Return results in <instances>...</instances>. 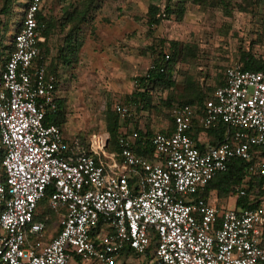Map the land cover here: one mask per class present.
I'll use <instances>...</instances> for the list:
<instances>
[{"label":"built area","instance_id":"2783aa9c","mask_svg":"<svg viewBox=\"0 0 264 264\" xmlns=\"http://www.w3.org/2000/svg\"><path fill=\"white\" fill-rule=\"evenodd\" d=\"M43 2L27 0L10 50L0 49V264H117L127 250L150 249L156 264H264V71L229 65L199 114L179 107L173 131L152 136L151 157L134 152L137 132L120 135L117 163L105 140L85 148L44 124L58 78L40 47ZM169 59L164 51L159 72ZM133 85L140 91V79ZM133 98L114 104L121 119L132 116ZM194 120L226 125L223 143L198 149L187 133ZM235 159L246 164L244 179L229 200L247 197L253 208L202 197ZM48 190L58 232L46 241L48 217L35 216Z\"/></svg>","mask_w":264,"mask_h":264},{"label":"rangeland","instance_id":"374dc122","mask_svg":"<svg viewBox=\"0 0 264 264\" xmlns=\"http://www.w3.org/2000/svg\"><path fill=\"white\" fill-rule=\"evenodd\" d=\"M209 1L208 7H200L191 0H44L45 17L56 23L47 45L49 56L65 49V39L77 24L66 26L67 12L86 11L84 18L90 24L85 32L88 40L81 42L83 50L81 53L80 48L77 62L71 67L61 66L64 136L89 140L94 135L106 134V113H116L115 103L126 104L129 95L138 93L134 79H144L159 51L170 54L171 43H177L180 49L171 77L174 87L144 88L149 104L133 107L130 118L119 117L122 133L165 132L172 127L174 111L185 98L187 83L209 94L219 87L225 69L237 63L242 52L250 51L260 58L264 52V0H227L232 7L227 11L220 8L219 0ZM26 2L17 0L12 6L7 15L12 27L3 25L4 39L10 40L14 35V26L20 23ZM180 3L185 7L180 20L162 14L161 23L149 29L150 5L163 12L166 5L175 9ZM3 5L4 0H0V10ZM82 24L77 26L78 32ZM40 205L41 218L52 219L47 234L53 236L58 218L52 217L45 200ZM147 263L154 264L155 259L124 254L118 258V264Z\"/></svg>","mask_w":264,"mask_h":264},{"label":"trees","instance_id":"16d2710c","mask_svg":"<svg viewBox=\"0 0 264 264\" xmlns=\"http://www.w3.org/2000/svg\"><path fill=\"white\" fill-rule=\"evenodd\" d=\"M191 2L194 5H197L200 7H208L210 4L209 0H191ZM16 4H17V0H4V5H3V8L1 9V13H3L4 15L10 14L12 6H15ZM218 5L220 6V8L223 11H227V10H230L232 8L231 3H229L227 0H219ZM24 8H25V6H24ZM240 10H243V9L240 8ZM184 13H185V7H184L183 3L178 4L175 7V9L171 8L170 5H166L164 7L163 12L160 11L159 7H157L155 5H150L148 7V10H147V26L149 27V29H152L153 27H157L162 21V17H161L162 14L163 15L165 14V16L167 18H169L170 16H175L178 20H180L183 17ZM85 15H86V11H83L82 19H80L77 22L76 26L73 28L71 33H74L78 29L79 24L85 22V18H84ZM37 22L39 24L44 25V29L41 31V35L45 39H47L51 33V22H50V20L47 19L44 15L42 16L41 13H38ZM77 32H78V30H77ZM65 44H66V41H65ZM171 45H172V52L170 54L167 52L169 54L170 59L167 63L163 64L164 71L159 72V69H158L160 67V65L162 64L161 59H162V53L164 52V51H159L157 53L156 58L151 63V64L155 65V67H157V69L156 70H149L148 69L146 72L147 78L142 79V80L140 79V81H141L140 91H138L137 94H135V93L133 94L134 98L132 100L133 103L136 104L137 106H139V105L141 106L143 103H145L146 106H148V104H149L148 92H147V90H143L144 88L148 89L150 86L154 87V88L163 87V86H166L169 88L174 87V82L172 81L171 77H172V72L174 71V65L177 62L178 55L180 54V49H178L179 45L177 43H171ZM40 47H42V45ZM73 48H75L74 43H72V42L67 43V45H65V49L60 50V55L58 57L59 60L57 62H61V61L65 62L66 59L69 60L70 58H72L76 53L75 49H73ZM41 49L43 50L44 48H41ZM43 53H44V50H43ZM237 63L241 67L242 71H250V72L264 71V61H262L261 58H259V57L257 58L256 56H254L250 51L242 52L239 56ZM56 71H57V68H55V67L48 68V70H47V72L49 74H53V75L57 76ZM223 83H224V78L222 81L219 82L218 86H222ZM202 91L201 90L198 91L197 88H195L193 83H191V82L187 83L185 98L181 102L177 103L178 104L177 108L183 107V106H191V107H194L196 109L197 113L199 114L202 107H203L204 102L211 99L212 94H213V91L212 92L210 91L209 94H205L204 91L203 92ZM170 101L171 100L169 99L168 102H170ZM55 103H56L55 104L56 109L54 110L53 113L47 114V116L44 120V124L45 125L54 124V125L61 127L65 121L64 110L62 108L63 106H62V102L58 101L57 99H56ZM171 122L173 124V119ZM198 125H199V123L196 120H194L192 123L191 129L187 132L188 135L192 139L194 137L196 138V136H198V133L203 132V133L207 134L208 136L213 135L214 140L211 141L210 146L220 145L225 140L226 134L228 132L226 125L218 124L215 127H209L207 129L201 128L200 125L199 126ZM119 129H120L119 116L114 112L112 113V112L108 111L106 113V132L109 136V145L111 147H114L113 150L116 149L115 154H114L115 156L118 155V153H119V149H118V145H117V139L120 136ZM192 129H193V131H192ZM172 131H173V127H172V129L170 128V129L166 130L165 132L167 134H169ZM136 132L138 133V138H137L135 145H134V152L137 155H143V156L151 157V154H152L151 138L153 135L151 133H149L148 131L145 133H142L140 131H136ZM195 144H196L198 149H200V150L204 149L203 146L197 145L196 142H195ZM245 165H246L245 162H243L239 159L232 160L230 165L228 166V169L226 172L217 175L212 181H210L207 184V186L204 189V193H203L202 197L208 198L209 192L215 191L220 200L227 198L229 196V194L231 192H233L234 187L240 186L242 184L243 179H244ZM50 193H51V190H48L46 192L44 199H43L46 202L47 208H48V198H49ZM43 200H41V202H43ZM40 203L38 204V211H37V214L35 216V220H43V218H41L40 213H39L40 206H41ZM236 206H240L242 208H247V207L253 208L256 205H254V204L248 205V198L242 197V198L237 199ZM50 212H51V210H50ZM51 214H52V217L56 220V215L53 214L52 212H51ZM50 219L51 218L48 217V222L46 223L47 232H48ZM56 223H57V220H56ZM57 232H58V229H57ZM150 250L146 253V258L148 260H150L151 258H154L150 254ZM126 252L129 255H132L131 251L127 250ZM134 257H136V256H134ZM154 264H156V263H154Z\"/></svg>","mask_w":264,"mask_h":264},{"label":"crops","instance_id":"0c3cea01","mask_svg":"<svg viewBox=\"0 0 264 264\" xmlns=\"http://www.w3.org/2000/svg\"><path fill=\"white\" fill-rule=\"evenodd\" d=\"M43 4H44V2H43ZM41 9L43 10V5H42V8ZM22 11L23 10H21V13H20L21 14V19H22ZM82 14H83V12H75V13H69V12H67L65 14L66 15V17H65L66 18V26L68 27L69 24L74 26L80 19H82ZM8 18L9 17L7 15H4L3 13H1V10H0V25H1L0 28H2V30H3V25L4 24L5 25H8L9 24V27H12V23H10V20H8ZM50 22H51V31H52L53 30V27L56 26V23H55V21H52V20H50ZM19 25H20V23H18L16 26H14L15 27L14 28V33L18 30ZM87 25H90L88 20L85 21V22H83V24L81 26L82 28L80 29L79 32H77L75 34L69 33L68 36L66 37V39H65L66 45H67V43H71V42L74 43V47L75 48H73V49H75V52L76 53L69 60L66 59L65 62H62V64H61V62H57L59 60L58 57L60 55V51H58L57 54L54 55V57L49 56L47 54V45H48V42L50 41V37L51 36L48 37L47 39H45V42L41 44L42 45L41 48H44L43 50H44V53H45L44 54L45 55V58H46L47 63H48V68H53V67L57 68V71H56L57 72V76H58L57 77L58 78V83H57V100L62 102L63 108H64V101H63V98H62V94L60 92V86L62 85V83H61V81H62V77H61V75H62V68H61V66L64 65L66 67H71L74 64V62H77V58H78V54H79L80 48H81V51H80L81 53H82V50H83V47H81L82 46L81 45V42H84V41L88 40L87 39L88 36L85 35L86 30H88ZM2 35H3V33L1 32V34H0V49H1L2 52H6V51H9L10 48H11V40H12V37L10 38V40H6V39L3 38ZM61 50H63V49H61ZM146 78H147V76L145 75L144 79H146ZM61 127H63V125ZM172 127H173V124H172ZM172 127H170V128L172 129ZM170 128H168V129H170ZM168 129H166V130H168ZM192 131H193V129H192ZM133 132H136V131H133ZM140 132H142V131H140ZM143 132L145 133L146 131H143ZM122 134L129 135V133H126V132L122 133V129H121L120 130V135H122ZM65 136H66L65 138H66L67 141H71V140H73L75 138L78 139L85 148H88V146L90 144V141L92 139H94L95 141H96V139L105 140L104 150H105L106 154L108 156H112L113 155L114 158H115V160L117 161V163H120L119 157L117 155L116 156L114 155L116 149L113 150L114 147H111L109 145V136H108L107 133L106 134H103L101 136H95L94 135L89 140H81L79 137H73V138L71 137L70 138L67 135H65ZM193 140H194V142L197 143V145H200V146H203L204 148H206L207 146H210L211 145L210 143H211L212 140H214V138H213V135H209L208 136L207 134H205L203 132H200V133H198V136H196V138L195 137L193 138ZM208 198H209V200H211L212 203H215L218 207H220L221 205H226V204H227L228 207H232L236 203L235 201H237V199L236 200L235 199L229 200V197L220 200L218 198L217 193L215 191L209 192ZM53 237H54V235L53 236L47 235L46 241H49ZM123 254L125 255V257H130V258L131 257H134L133 254L132 255H129L126 251ZM117 264H118V260H117Z\"/></svg>","mask_w":264,"mask_h":264}]
</instances>
